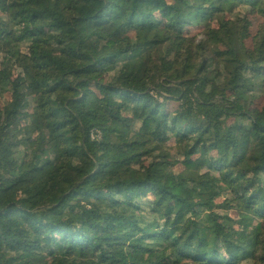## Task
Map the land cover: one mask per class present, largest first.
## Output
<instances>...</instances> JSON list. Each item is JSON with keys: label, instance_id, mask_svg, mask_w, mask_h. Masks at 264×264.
Segmentation results:
<instances>
[{"label": "trees", "instance_id": "trees-1", "mask_svg": "<svg viewBox=\"0 0 264 264\" xmlns=\"http://www.w3.org/2000/svg\"><path fill=\"white\" fill-rule=\"evenodd\" d=\"M240 6L264 18L0 0V264H264V27Z\"/></svg>", "mask_w": 264, "mask_h": 264}, {"label": "rangeland", "instance_id": "rangeland-1", "mask_svg": "<svg viewBox=\"0 0 264 264\" xmlns=\"http://www.w3.org/2000/svg\"><path fill=\"white\" fill-rule=\"evenodd\" d=\"M171 1V0H169ZM227 18H231L232 16H241V17H245L247 18L250 22H251V28H250V34L251 37L254 38L256 35H258L259 31L262 29V27H264V18L262 16H260L258 13L252 11L251 9L246 8L245 6H240L238 7L235 12L232 13H228ZM189 33L191 36H196L198 35V40H201L203 38V28L202 27H193L191 29H189ZM249 39L247 41V47L248 48H252L253 46V40ZM262 97H260V99L257 101V106L261 107L264 106V95H261ZM10 101V97H6L4 100L0 101V107H3L5 104H7ZM171 146L174 145V142L172 141L170 143ZM172 154H174L177 157V154L175 152H173ZM177 170L180 171L179 168H177ZM231 215L233 217H236V213H231Z\"/></svg>", "mask_w": 264, "mask_h": 264}, {"label": "built area", "instance_id": "built-area-1", "mask_svg": "<svg viewBox=\"0 0 264 264\" xmlns=\"http://www.w3.org/2000/svg\"><path fill=\"white\" fill-rule=\"evenodd\" d=\"M96 134H98V133H96ZM96 134H95V133L92 134V137H93V138L98 137V135H96Z\"/></svg>", "mask_w": 264, "mask_h": 264}]
</instances>
